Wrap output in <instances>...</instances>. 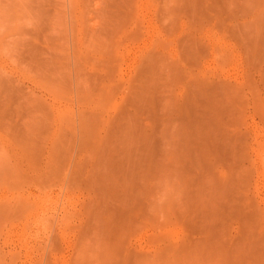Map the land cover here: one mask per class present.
Returning <instances> with one entry per match:
<instances>
[{
	"label": "rangeland",
	"instance_id": "rangeland-1",
	"mask_svg": "<svg viewBox=\"0 0 264 264\" xmlns=\"http://www.w3.org/2000/svg\"><path fill=\"white\" fill-rule=\"evenodd\" d=\"M189 1L171 15L178 1L0 0V264H264V0ZM148 83L152 114L136 104ZM196 101L216 136L196 149L211 170L160 167L145 189L104 192L101 176L123 173L103 163L128 134L135 153L147 132L166 155L172 112ZM136 112L139 129L120 132ZM221 133L239 141L237 157H216ZM121 209L130 224L108 214ZM214 213L226 246L210 255L197 225Z\"/></svg>",
	"mask_w": 264,
	"mask_h": 264
},
{
	"label": "bare ground",
	"instance_id": "bare-ground-1",
	"mask_svg": "<svg viewBox=\"0 0 264 264\" xmlns=\"http://www.w3.org/2000/svg\"><path fill=\"white\" fill-rule=\"evenodd\" d=\"M169 1H171V0H169ZM178 1V2H177ZM177 2V4H175ZM182 4H181V3ZM174 2H169V4L170 5H168V7H170V6H172L171 4H173ZM175 5H174V7H175V10H173L174 12H170L169 11V9H168V12H167V10H166V12L168 13V14H170L171 13V15L172 14H174L175 13V11L176 10H178L177 12H180L179 10H181V9H183V8H186V6H188L189 4H190V1L189 0H175ZM168 4V3H167ZM166 4V5H167ZM176 5L178 6V5H181V6H179V7H176ZM195 5V4H194ZM165 7H167V6H165ZM173 7V6H172ZM171 7V10L172 9H174V8H172ZM177 8H179V9H177ZM163 12H165V11H163ZM176 12V13H177ZM166 13V14H167ZM165 14V13H164ZM151 59V58H150ZM155 60V59H154ZM154 60H152L151 59V64L154 62L155 64H157ZM148 63H150V61H148ZM150 64V65H151ZM147 65V64H146ZM146 65L144 64L143 65V67H146ZM154 65V64H153ZM152 67V65L150 66V68ZM153 67H155V66H153ZM148 68V67H147ZM146 69V68H145ZM149 69V68H148ZM156 69V68H155ZM155 69H154V71H155ZM158 69V68H157ZM157 69H156V72L155 73H157L158 74V72H159V70H161L160 68H159V70H158V72H157ZM142 70V69H141ZM150 70V69H149ZM146 71H148V70H146ZM153 71V70H152ZM141 73H143V72H141ZM147 74H146V76H148V72H146ZM151 74H152V72H150ZM154 73V72H153ZM154 73V74H155ZM144 74V73H143ZM156 74V76H159V75H157ZM145 75V74H144ZM144 75H142V74H140V78L142 77V76H144ZM150 75V74H149ZM155 76V75H154ZM155 76V77H156ZM139 77V76H138ZM153 77V76H152ZM139 78V80H138V82H141V80H143L144 78H141L140 79ZM147 79L149 80V79H151V78H149V76L147 77ZM153 79H155V78H153ZM158 79V78H157ZM145 80V79H144ZM147 80V82H150V81H148ZM137 82V81H136ZM143 82H145L146 83V81H143ZM153 83V82H152ZM141 84V83H140ZM147 84V83H146ZM149 84V83H148ZM150 84H151V82H150ZM150 84H149V86H147L148 88L150 87ZM200 84V83H199ZM152 85H155V84H152ZM198 85V84H197ZM138 86V85H137ZM136 86V87H137ZM201 86V85H200ZM139 87V86H138ZM204 87H205V84H204ZM203 87V88H204ZM148 88H146V87H144L143 85H140V88H138V89H141V90H139L138 91V93H137V95H136V101L138 102H136V104H139V105H142L143 107H144V110L146 111V112H150L151 111V114L153 113V112H155L154 110H151V109H149V104H150V106L152 105V102L154 101L153 100V96H152V93L149 91L150 90V88L148 89ZM153 88V90H154V93L153 94H155V90H156V87H152L151 86V89ZM198 88H199V86H198ZM201 88H202V86H201ZM146 89H148V90H146ZM201 90V89H200ZM206 90V89H205ZM204 90V92H206ZM136 91V90H135ZM196 92L197 93H200V95L202 94V97L201 98H203L204 96H203V94L205 95L206 93H203L202 91H197L196 90ZM202 92V93H201ZM157 94V93H156ZM199 95V94H198ZM199 95V96H200ZM199 98V97H198ZM206 98H208L207 96H206ZM156 99V98H155ZM200 99V98H199ZM201 100H205L206 101V103H205V105L207 104V105H209V102L211 101V99H210V101H209V99H208V101L206 100V99H201ZM204 101V102H205ZM197 102V101H196ZM191 103L190 105H188L186 108H184V109H181V110H177V111H174V112H172V114H171V116L174 114V116H172L173 118H174V120H171V119H169V121L171 120L172 122L173 121H175L176 120V122H178V124H176V127H173V128H171V127H167V128H169V131H170V129H172V132H171V135H170V138H169V140H167L166 142H167V145L166 146H168L167 148L169 149V151L166 153V152H164V150H163V153L164 154H166V155H163V153H161L160 155H163V156H159V154H156L155 152H153V149H154V151H155V148H154V146L153 145H151L153 148H150V145L149 144H152V142L151 141H153L152 140V138H150V136L152 137V134L151 135H149L147 132H144V133H141L140 134V137H142V140L140 139L139 140V143H143L145 146H146V144H148L147 145V147H145L142 151H138L137 153H135L134 152V150H138V148H136L135 146H134V140L132 139V137L130 138V134H128V132L130 131V132H132L133 131V128L135 127L136 129H139V128H137V125H136V123H135V119H134V122H133V118L134 117H137V115L139 114V112L137 113H135V114H131V113H128V114H125V116L123 115V117H121L120 119H122V121H121V124L120 125H116V126H118L119 128H118V130L121 132V130L123 131V132H126L127 134H128V139L130 140H128V142H133V143H131V144H129V143H126V145L125 144H123V148H119L120 150H121V153H119L118 154V156L117 157H113L112 156V158H111V160L112 161H110L109 163L108 162H106L107 160H105V163H103V167H104V169H106L107 171H109L108 169H110V167H112L113 169H120V168H118V166H120L121 167V171H122V177L119 179V180H117V181H115V182H113V180L112 179H109V176L108 175H105V176H101V182L103 183V187H104V192H106V193H108L109 192V194H110V192L111 191H109V190H113L112 191V193L113 192H115L116 193V190L119 188V190H121V189H129L130 188V191L133 189V188H135V190H136V188L137 187H139L140 188V184H141V187L143 188V189H145V188H147V186H148V184H146L145 182L148 180V179H150V177H152V179H153V175H154V173L159 169V171H162V169H165V170H167V169H169V168H174V170L175 169H177V170H175L176 172H178V171H180L181 173H183V170H186V169H189V170H191V172H194V174L196 175V174H200V172H204V171H206L207 172V170L208 169H212L213 168V166H214V163L211 161V160H206V154H202V153H200V154H198V153H196V149H197V147L198 146H201L202 144H204V143H207L208 141H209V139L211 140V139H213V136H214V138H216V136L215 135H211L210 134V132L207 130V127L209 128V126H211L212 125V123L210 122L211 120H210V118H211V116H210V114H207L206 112H204V113H202L200 116H199V112H200V110H199V107L200 106H202L201 104H202V102H201V104L200 103ZM200 102V101H199ZM154 104H155V102H153ZM212 104V103H211ZM213 105H214V103H213ZM213 105H210L208 108L209 109H211V106H213ZM156 105H154V107H155ZM143 107H137V106H135V109H138L139 110V108H140V115H141V109L143 108ZM158 107V106H157ZM150 108H152V107H150ZM149 109V110H148ZM156 109V108H155ZM165 109V108H164ZM195 110L196 111V113H192V111L191 110ZM138 110H136V111H138ZM143 110V111H144ZM157 110H158V108H157ZM157 114V112L155 113V115ZM142 115H143V113H142ZM145 115L147 116H151V115H149V113L147 114V113H145ZM144 116V115H143ZM153 116L154 115H152L150 118L151 119H153ZM157 117L159 116V117H161L160 115H159V112H158V115H156ZM155 117V116H154ZM159 117L157 118V119H159ZM156 118V117H155ZM155 118H154V120H155ZM156 119V120H157ZM161 119H162V117H161ZM161 119H159V120H161ZM130 120H131V122H132V126L130 125ZM153 120V121H154ZM118 121V120H117ZM120 121H119V123H120ZM162 121V120H161ZM161 121H159V122H161ZM170 121V122H171ZM156 123H157V121H156ZM162 123V122H161ZM174 123V122H173ZM117 128V127H116ZM131 128V130H129V129ZM167 128L165 129V131L167 130ZM117 130V131H118ZM141 130V129H140ZM168 131V132H169ZM133 133V132H132ZM148 134V135H147ZM130 135V136H129ZM222 139H221V142H219L218 143V148H217V151H216V157H220V158H222V159H224V160H228L227 159V157L228 156H232V158H233V156H234V154L236 153V157H237V155H238V153L237 152H239V141L238 140H232V139H230V137L228 136V135H226L225 133H221L220 135H219ZM151 140H150V139ZM163 138H166L167 139V137L165 136V137H163ZM127 139V138H126ZM125 140V139H124ZM131 140H133V141H131ZM149 141V142H148ZM125 142V141H124ZM123 142V143H124ZM138 142V141H137ZM165 142V141H164ZM165 144V143H164ZM128 145V146H127ZM117 146V145H116ZM165 146V145H164ZM118 147H119V145H118ZM152 149V150H151ZM164 149H166V147L164 148ZM116 151V150H115ZM166 151V150H165ZM160 153V152H159ZM115 155H117L116 153H115ZM158 155V156H157ZM160 157V159H158L157 157ZM113 158L115 159L116 158V160H113ZM239 158V157H238ZM119 159V161H117ZM237 159V158H236ZM240 159V158H239ZM239 159H238V161H239ZM160 160V161H159ZM241 160V159H240ZM238 161H236V165H237V163L240 165V161L238 162ZM118 162V163H117ZM161 162V163H160ZM231 162V165L233 164V163H235L234 161H233V163H232V161H230ZM230 162H228L229 163V166H231L230 165ZM227 163V164H228ZM238 165V167L239 168H237V166H235V164L232 166V167H234V170H238L239 172H240V166ZM160 167L162 168V169H160ZM236 167V168H235ZM125 168V169H124ZM165 170H163L164 172H165ZM173 170V171H174ZM209 170V171H210ZM233 170V169H232ZM114 171V170H113ZM169 171H170V169H169ZM172 171V170H171ZM198 171H200L199 173H197ZM238 171H236V173L238 172ZM168 172V171H167ZM179 172V173H180ZM185 172L186 173H188L187 171H184V173L183 174H185ZM158 174H159V172H157ZM157 174V175H158ZM170 174V173H169ZM168 174V175H169ZM188 174H190V176H191V173H188ZM238 174V173H237ZM240 174V173H239ZM161 175V174H160ZM167 175V176H168ZM235 175V174H234ZM159 176V175H158ZM163 176V175H162ZM165 176V175H164ZM156 179V178H155ZM146 180V181H145ZM145 181V182H144ZM153 181V180H152ZM157 181V180H156ZM155 181V182H156ZM104 183H105V185H104ZM106 183H107V185H106ZM148 183H149V180H148ZM159 183V182H158ZM193 183V182H192ZM238 183V182H237ZM145 184V185H144ZM138 185V186H137ZM147 185V186H146ZM234 185H236V184H234ZM238 185V184H237ZM236 185V186H237ZM144 186H146V187H144ZM121 188V189H120ZM132 188V189H131ZM139 188L137 189L138 191H139ZM235 188V187H234ZM237 188V187H236ZM142 189V190H143ZM126 190V191H127ZM135 190H133V191H135ZM118 191V190H117ZM125 191V192H126ZM200 191V190H199ZM121 193H122V191H120ZM124 191H123V193H125ZM128 192V191H127ZM135 192H137V191H135ZM105 193V194H106ZM111 193V194H112ZM118 193V192H117ZM123 193H122V195H123ZM130 193V192H129ZM129 193H127V194H125V195H123V198L127 195V197H129V196H132V195H129L128 196V194ZM139 193V192H138ZM188 193V192H187ZM217 193V192H216ZM108 194V195H109ZM119 195H120V193H118ZM134 194V193H133ZM144 194V193H143ZM104 195V194H103ZM107 195V194H106ZM107 195V196H108ZM118 195V196H119ZM139 195V194H138ZM211 195V194H210ZM112 196L115 198V196L112 194ZM118 196H117V194H116V198H118ZM122 197V196H121ZM126 197V198H127ZM135 197H137V196H135ZM139 197V196H138ZM142 197V196H141ZM140 197V198H141ZM212 197V196H211ZM109 198H110V196H109ZM125 198V199H126ZM131 197H129V199H130ZM128 199V200H129ZM138 199V198H137ZM137 199H135V200H137ZM223 199V198H222ZM124 200V199H123ZM125 201V200H124ZM127 201V200H126ZM130 201V200H129ZM132 201V200H131ZM134 201V200H133ZM214 201V200H213ZM110 202V201H109ZM211 202V201H210ZM209 202V203H210ZM222 202V201H221ZM103 203H105L104 201H103ZM114 203V202H113ZM112 203V204H113ZM131 203V202H130ZM134 203V202H133ZM141 203V202H140ZM213 203V202H212ZM215 203V202H214ZM213 203V204H214ZM111 204V203H110ZM115 204V203H114ZM221 204V203H220ZM135 205V204H134ZM193 206H195V204H192ZM226 205V204H225ZM114 206V205H113ZM124 206V205H123ZM122 206V207H123ZM138 206V205H137ZM158 206V205H157ZM188 206H189V204H188ZM210 206V205H209ZM117 207H119V206H117ZM126 207V206H125ZM131 207H133V206H131ZM146 207H148V206H146ZM215 207H216V205H215ZM106 208V207H105ZM115 208V207H114ZM127 208V207H126ZM223 208V207H222ZM230 208V207H229ZM241 208V207H240ZM129 209V208H128ZM131 209V208H130ZM133 209V208H132ZM132 209H131V211L130 212H132ZM137 209V208H136ZM162 209V208H161ZM189 209V208H188ZM218 209H220V208H217V210ZM231 209V208H230ZM242 209V208H241ZM114 210V209H113ZM122 210V211H121ZM121 210H119V211H107L108 212V214L110 215V213H111V215H113L115 212H116V215H114L115 216V218H116V216H117V218L119 219V218H121V220L119 221L117 218V220H118V222H125V221H128L130 218H128L129 216L128 215H130V212L126 209V211H124V209H121ZM153 210V209H152ZM192 210V209H191ZM207 210H209L208 208H207ZM206 210V211H207ZM211 210V209H210ZM209 210V211H210ZM213 210V209H212ZM244 210V209H243ZM128 211V215H127V217H126V212ZM154 211V210H153ZM156 211V210H155ZM205 210H203V212H204ZM236 212H237V214L239 215L240 214V212L241 211H239V213H238V210H235ZM118 212V213H117ZM201 212V211H200ZM212 212H214V211H212ZM211 211L209 212L210 214L212 213ZM217 212V211H216ZM219 212V211H218ZM217 212V213H218ZM231 212V211H230ZM236 212H234V214H236ZM97 213V212H96ZM187 213H189V212H187ZM191 213V212H190ZM231 213H233V212H231ZM133 214V213H132ZM197 214V213H196ZM195 214V215H196ZM224 213H222V215H223ZM248 214V213H247ZM100 215V214H99ZM146 215V214H145ZM200 215H201V213H200ZM220 215H221V213H220ZM226 215V214H225ZM241 215H243V214H241ZM241 215H239V216H241ZM113 216V217H114ZM131 216V218H133V215H130ZM194 216V215H193ZM207 216V215H206ZM206 216H204L205 217V221L204 220H202V221H204V224L203 223H201L200 222V225H202V226H198L197 225V227H199V230H201L200 231V236H201V238L199 239V241L197 240V247H199V249L201 250L202 248V253H206V254H210L211 252L213 253V252H218L219 251V247H220V251L221 252H223L224 250H225V248L223 249V245H225L224 243H223V241H222V239L224 238L225 239V236H224V232L222 231V230H220L221 228H219V224H217V216H216V214L214 213V217L212 218V219H210V222H209V220H208V217H209V215L206 217ZM244 216V215H243ZM248 216H249V214H248ZM101 217V216H100ZM195 217H197V216H195ZM200 217V216H199ZM198 217V218H199ZM192 218V217H191ZM201 218H203V217H201ZM223 218V217H222ZM244 218H245V216H244ZM247 218V217H246ZM98 219V218H97ZM114 219V218H113ZM117 220H115L116 222H117ZM131 221H132V219H130ZM129 220V221H130ZM207 220H208V222H207ZM224 220H225V218H224ZM113 221V220H112ZM129 221H128V224H130L129 223ZM196 221V220H195ZM116 222H114V223H116ZM198 222V221H197ZM104 223V222H103ZM113 223V222H112ZM94 224V223H93ZM96 224V223H95ZM120 224V223H119ZM122 224V223H121ZM120 224V226H123V225H121ZM97 225V224H96ZM99 225V224H98ZM97 225V226H98ZM112 225V224H111ZM111 225H109V226H111ZM115 225V224H114ZM116 225H117V223H116ZM115 225V226H116ZM127 225V224H126ZM125 225V226H126ZM133 225H134V223H133ZM103 226V224H101V226L99 225V227H102ZM104 226H107V225H105L104 224ZM118 226V225H117ZM95 227V226H94ZM108 227V226H107ZM130 227V226H129ZM132 227H134V226H132ZM248 227V226H247ZM246 227V229L248 230V228ZM89 228V227H88ZM103 228V227H102ZM115 228V227H114ZM114 228H112L111 227V230L112 229H114ZM251 227H249V229H250ZM90 229V228H89ZM104 229H106L105 227H104ZM110 229V228H109ZM121 229V228H120ZM123 229V228H122ZM125 229H126V227H125ZM133 229V228H132ZM94 230H96V229H94ZM98 230V229H97ZM108 230V229H107ZM90 231V230H89ZM92 231V230H91ZM103 231V230H102ZM101 231V232H102ZM108 233H106V235H107V237H108V234H109V232H113V230L112 231H107ZM116 232V229L114 230V233ZM120 232V231H119ZM122 232H124V231H122ZM128 232V231H127ZM103 233V232H102ZM111 233L109 234V236L111 235ZM133 233V232H132ZM99 234V233H98ZM97 234V235H98ZM104 234V233H103ZM121 234V233H120ZM119 234V235H120ZM112 235H113V237H115V235L112 233ZM112 235H111V237H112ZM99 236V235H98ZM103 236V235H102ZM122 236V235H121ZM245 236H246V234H245ZM110 237V238H111ZM127 237H128V235H127ZM109 238V237H108ZM123 238H125V237H123ZM247 238V237H246ZM250 238H252V236L250 237ZM100 239V238H99ZM112 239V238H111ZM115 239V238H114ZM253 240H254V238H253ZM98 241V240H97ZM107 241V240H106ZM113 241V240H112ZM96 242V241H95ZM99 242V241H98ZM225 242V241H224ZM254 242V241H253ZM252 242V243H253ZM255 242H257V241H255ZM103 243V242H102ZM190 243V242H189ZM194 243H195V241H194ZM258 243V242H257ZM97 244H99V243H97ZM124 244V243H123ZM196 244V243H195ZM223 244V245H222ZM254 244V243H253ZM110 245V244H109ZM113 245V244H112ZM194 245V244H193ZM193 245L191 246V247H193ZM259 245V244H258ZM106 246V245H105ZM114 246V245H113ZM226 246V245H225ZM261 246V245H260ZM104 247V246H103ZM190 247V248H191ZM195 247V246H194ZM221 247H222V249H221ZM106 249L108 248V247H105ZM193 249V248H192ZM216 249H218V250H216ZM230 249V248H229ZM254 249H255V247H254ZM194 250V249H193ZM102 251V250H101ZM113 251V250H112ZM165 251V250H164ZM167 251V250H166ZM198 250H194V251H191V252H197ZM163 253V252H162ZM211 253V254H212ZM196 254V253H195ZM198 254H201V253H198ZM210 254V255H211ZM215 255L217 254V253H214ZM214 254H212V255H214ZM222 254V253H221ZM163 255V254H162ZM161 255V256H162ZM210 255L208 256V257H210ZM224 255V254H223ZM160 256V255H159ZM174 256V255H173ZM201 256H204V254H202ZM218 256V255H217ZM220 256V255H219ZM105 257H109L108 255L107 256H105ZM131 256L129 255V258H130ZM216 259H217V257L216 256H214ZM221 257V256H220ZM225 257H227L226 255H225ZM129 258H128V260H129ZM132 258V257H131ZM161 258V257H160ZM174 258V257H173ZM181 257H179V259H180ZM196 258V257H195ZM212 258H213V256H212ZM215 258H213L214 260H215ZM223 258V257H222ZM143 259V258H142ZM153 259V258H152ZM165 259V258H164ZM163 259V260H164ZM212 259V260H213ZM221 259V258H220ZM111 260H114V259H111ZM139 260H141V259H139ZM161 260H162V258H161ZM162 260V261H163ZM175 260H177V258L175 259ZM131 261H132V259H131ZM130 261V262H131ZM184 261V260H183ZM216 261V260H215ZM223 261V260H222ZM112 262V261H111ZM134 263L136 262V261H133ZM164 262V261H163ZM172 262V261H171ZM170 262V263H171ZM221 262V261H220ZM104 263V262H103ZM105 263H107V262H105ZM110 263V262H109ZM162 263V262H161ZM167 262H165V264H166ZM127 264H130L129 263V261L127 262ZM133 264V263H132ZM159 264V263H158ZM177 264V263H176Z\"/></svg>",
	"mask_w": 264,
	"mask_h": 264
}]
</instances>
